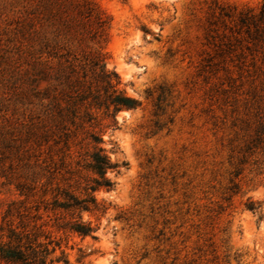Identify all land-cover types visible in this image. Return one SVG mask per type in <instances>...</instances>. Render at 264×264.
I'll use <instances>...</instances> for the list:
<instances>
[{
	"label": "rangeland",
	"instance_id": "rangeland-1",
	"mask_svg": "<svg viewBox=\"0 0 264 264\" xmlns=\"http://www.w3.org/2000/svg\"><path fill=\"white\" fill-rule=\"evenodd\" d=\"M96 1L112 18L109 67L140 105L102 136L112 162L127 166L94 194L105 212L81 214L100 224L96 240L65 238L70 264H264V172L245 164L234 176L264 115V42L249 43L237 17L257 15L264 0ZM84 131L67 145L38 137L6 152L0 217L19 184L83 197L94 176Z\"/></svg>",
	"mask_w": 264,
	"mask_h": 264
},
{
	"label": "trees",
	"instance_id": "trees-1",
	"mask_svg": "<svg viewBox=\"0 0 264 264\" xmlns=\"http://www.w3.org/2000/svg\"><path fill=\"white\" fill-rule=\"evenodd\" d=\"M111 23L96 0H0V163L30 140L56 138L67 145L83 129L94 175L83 197L59 186L19 184L17 198L2 205L0 264H70L63 249L67 236L96 240L100 224L81 214L105 212L94 194L112 190L107 173L127 166L112 162L102 136L117 126L120 111L140 105L109 67ZM237 26L245 28L249 43L264 42V1L257 15L240 13ZM239 154L235 177L245 164L264 172V115ZM244 206L262 218L259 203L248 198Z\"/></svg>",
	"mask_w": 264,
	"mask_h": 264
}]
</instances>
